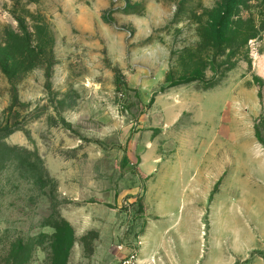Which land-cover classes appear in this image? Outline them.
<instances>
[{"label": "rangeland", "instance_id": "1", "mask_svg": "<svg viewBox=\"0 0 264 264\" xmlns=\"http://www.w3.org/2000/svg\"><path fill=\"white\" fill-rule=\"evenodd\" d=\"M218 1L0 0V114L12 87L23 104L5 142L27 151L0 167V264H118L116 246L142 237L140 165L175 140L161 88L194 66L180 53L198 41L192 15ZM234 13L237 55L190 144L223 168L224 194L206 204L193 264H264V0H235Z\"/></svg>", "mask_w": 264, "mask_h": 264}, {"label": "crops", "instance_id": "2", "mask_svg": "<svg viewBox=\"0 0 264 264\" xmlns=\"http://www.w3.org/2000/svg\"><path fill=\"white\" fill-rule=\"evenodd\" d=\"M192 86L167 87L161 94L160 97L170 96L165 117L167 124L174 126L173 147L169 158L155 149L145 153L140 165L141 174L148 180L143 196L145 232L131 242L142 240L141 264H193L202 246L206 204L211 197L218 204L224 195L215 189L223 168L210 169L203 160L207 148L190 145L195 137L202 142L204 132H208L206 124L212 119L202 115L203 95L209 92ZM213 130L212 137L217 135Z\"/></svg>", "mask_w": 264, "mask_h": 264}, {"label": "trees", "instance_id": "3", "mask_svg": "<svg viewBox=\"0 0 264 264\" xmlns=\"http://www.w3.org/2000/svg\"><path fill=\"white\" fill-rule=\"evenodd\" d=\"M30 1L34 2L35 0ZM234 8L235 0H220L214 7L203 9L200 14L195 13L192 15L193 21L196 24L198 41L195 45L183 48L180 53L185 55L194 66L181 72L177 78L172 73L166 74V86L162 87V90L175 85L201 82L204 84L201 89L206 91L221 83L227 71L233 66L231 60L237 55L235 54V49L238 48L236 42L240 39L238 38L240 34L238 35L239 27L236 23ZM253 37V35L245 36L242 41L246 43L248 39H252ZM18 39L15 36V40L18 41ZM12 42L14 43V37H12ZM25 45L30 47V43L26 39ZM228 49L229 52L227 53ZM207 70L212 74L210 78L206 77ZM115 84L117 92L123 95L126 85L119 79L116 80ZM10 94V104L0 114V167L8 159H11L12 156L17 157L18 153L27 152L20 147L10 146L5 142V138L8 135L17 131L22 126L19 115L23 104L20 102L14 87H12ZM59 223V225L53 226L54 229L69 230L67 244L71 246L73 241L71 226L62 218H59Z\"/></svg>", "mask_w": 264, "mask_h": 264}, {"label": "built area", "instance_id": "4", "mask_svg": "<svg viewBox=\"0 0 264 264\" xmlns=\"http://www.w3.org/2000/svg\"><path fill=\"white\" fill-rule=\"evenodd\" d=\"M118 264H141L139 260L140 242H123L116 246Z\"/></svg>", "mask_w": 264, "mask_h": 264}]
</instances>
